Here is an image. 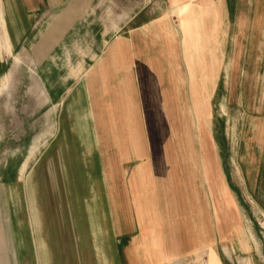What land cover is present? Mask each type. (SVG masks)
Segmentation results:
<instances>
[{"label":"crops","instance_id":"obj_1","mask_svg":"<svg viewBox=\"0 0 264 264\" xmlns=\"http://www.w3.org/2000/svg\"><path fill=\"white\" fill-rule=\"evenodd\" d=\"M179 1H202L207 8L205 22L217 25V35L221 34L225 22L221 2ZM94 4L95 0H0V57L36 58L38 81L32 79L30 86L32 94L38 93L32 96L40 106L38 140L45 142L36 170L44 190L36 201L38 209L27 218L13 190L0 193L1 216L5 212L0 264H173L205 247L222 248L223 242L225 249H232L235 261L243 259L235 263L254 264L255 257L249 255L256 252L252 223L239 219L250 212L237 191L232 193L226 186L232 193V226L222 203L202 184L208 195V225L200 184L191 200L181 177L185 197L180 209L171 178L156 175L152 158L158 154L160 138L157 130L151 137L148 121L158 113L157 72L159 88H189L188 77L164 83L167 72L159 51H172L174 44L167 24L156 16L99 22ZM179 60L178 71L185 73ZM213 72L215 88L219 63ZM143 120L148 129L143 128ZM11 121L10 129L0 127V139L25 138L24 121L20 130L19 118ZM204 143L212 162L208 136ZM140 171L145 177L139 176ZM244 180L248 191L250 180ZM261 201L264 215V198ZM207 264H218L212 254Z\"/></svg>","mask_w":264,"mask_h":264},{"label":"rangeland","instance_id":"obj_2","mask_svg":"<svg viewBox=\"0 0 264 264\" xmlns=\"http://www.w3.org/2000/svg\"><path fill=\"white\" fill-rule=\"evenodd\" d=\"M216 1L221 2L225 17L220 35H217V25L205 22L207 8L202 1L95 0L94 7L99 22H116L119 17L130 20L137 16L144 20L156 16L167 24L173 35L172 51L167 48L156 56L165 60L167 82L164 83L171 79L184 81L183 77H188L189 88L173 86L161 89L157 72L155 94L158 113L156 118L152 114L148 121L151 137L154 134L155 138L157 130L161 139L158 154L152 158V163L157 166L156 175L171 178L177 195L170 199L177 218V205L173 198L182 209L181 200L185 197L182 178L189 187L191 200L192 194H198L199 184L201 187L202 184L207 185L206 190L213 199L222 203L232 226L235 223L232 193L237 191L240 203L250 212L249 217L244 212L246 217L239 219L243 222L250 220L256 243V252L249 255L255 257L254 264H264V215L260 212L264 198L261 192L264 190V0ZM12 58L13 61L5 54L0 57V127L10 129L11 119L19 118V130L24 121L26 136L20 141L17 137L0 139V193L6 188L13 190L28 218L38 209L36 201L44 191L43 185H38L36 170L45 142L38 140L40 106L32 96L38 93L32 94L30 86L32 79L38 81L37 60L31 56ZM179 59H182L185 73L178 71ZM11 63V69L4 76ZM217 63L220 72L215 79H219V83L214 88L216 74L213 68ZM171 65L174 67L172 73ZM135 84L139 87V83L135 81ZM151 100H155L154 96ZM145 106L141 104V108ZM146 125L147 121L143 120L144 129H148ZM206 136L213 146L212 162L204 148ZM99 138L103 149L104 140ZM146 145L150 147L147 139ZM102 153L104 158L105 153ZM146 159L150 165L149 154ZM139 176L145 177V173L140 171ZM244 178L250 180V184H246L248 191L243 184ZM47 189L50 191V185ZM200 192L205 198L206 220L210 225L208 195L203 187ZM191 207L194 208L192 202ZM4 220L3 210L0 224H4ZM192 226L190 223V231L195 235ZM222 244V248L218 245L214 251L205 247L191 252L173 264H207L209 254L218 264V258L222 264L241 263L243 259L238 257L235 261L231 256L232 249L227 250L225 243Z\"/></svg>","mask_w":264,"mask_h":264}]
</instances>
